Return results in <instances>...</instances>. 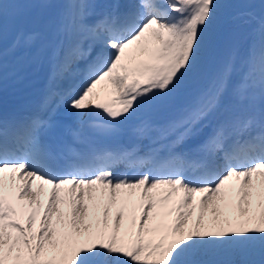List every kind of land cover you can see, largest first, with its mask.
I'll use <instances>...</instances> for the list:
<instances>
[{"label":"snow or ice","instance_id":"obj_1","mask_svg":"<svg viewBox=\"0 0 264 264\" xmlns=\"http://www.w3.org/2000/svg\"><path fill=\"white\" fill-rule=\"evenodd\" d=\"M74 6L73 42L61 50L58 71L79 74L82 81L68 93L67 107L77 117L101 116V132L118 135L140 110L169 106L213 46L231 5L139 0L124 11L113 5L96 20L95 0ZM6 15L0 0V25ZM35 39L36 34L21 35L13 50ZM5 58L0 27V82ZM236 71L235 56L229 57L169 122L168 130H181L180 143L210 126ZM241 73L233 96L246 100L258 89V114L217 122L199 146L206 159L176 154L169 170L154 164L134 176L115 172L108 162L115 154L85 159L73 153L71 170H64L63 152L44 139L55 127L50 118L31 117L21 138L18 122L0 112V264H255L203 259L254 251L264 264V23ZM71 132L83 135L79 123ZM233 135L241 139L229 146ZM188 168L200 175L190 177Z\"/></svg>","mask_w":264,"mask_h":264},{"label":"bare ground","instance_id":"obj_2","mask_svg":"<svg viewBox=\"0 0 264 264\" xmlns=\"http://www.w3.org/2000/svg\"><path fill=\"white\" fill-rule=\"evenodd\" d=\"M123 1L125 0H95L96 15L92 16L91 20L99 19L102 13L110 11L113 5ZM78 2L79 0H73V3L69 4L67 0H4L7 5V15L4 17L2 25H0L3 31V48L7 50L4 70L8 69L7 65H9L8 62L13 54L22 50L27 51L29 48V46H21L13 50V45L17 38L21 35L26 36L40 32L45 35L49 43L47 52L51 60V87L54 88L56 86L58 90H63L64 88L72 87L75 82L76 86H78L82 81V77L79 74H69L61 81L56 80V76H54L56 73V70L54 73V69L59 72L58 67L62 61L61 50H66L73 42L74 20L78 12L74 4ZM127 3L130 5L137 4L139 0H126ZM261 19L257 20L251 12H247L227 20V23L217 33L213 46L201 57L195 71L187 74L184 78L169 106L165 109L144 108L133 119L122 125L124 131L129 132L135 138L133 150H139L147 146L146 141L150 133L154 136L153 133L161 128L162 131L166 132L165 134H170L171 138H175L173 144L176 148L186 146L187 148L201 151L199 146L211 133L212 127L217 122L227 119H243L251 114L259 113L262 101L258 89L254 90L249 95V98L245 100L235 98L232 93V87L240 81L238 75L241 78V69H243L247 59L249 46H258L260 42L261 26L264 23L260 21ZM225 55L228 56L227 60L229 57L235 56L237 71L232 77V84L223 108L210 122L209 127H205L199 135L186 138L183 143H180L177 140V136H179L181 130H168L169 122L176 119L180 111L190 105L201 90L218 75V72L220 73L224 65L220 62ZM33 95L32 92L27 95L23 106L25 111L31 112V109H33ZM62 103L64 108L76 120L102 118L101 116L77 117L76 113L67 107L65 100ZM161 139L162 136L157 135L153 142L158 143ZM152 143H149L151 148L154 146ZM133 150L128 155L133 153ZM40 183V181H36V185ZM49 187L45 186V193H47Z\"/></svg>","mask_w":264,"mask_h":264},{"label":"rangeland","instance_id":"obj_3","mask_svg":"<svg viewBox=\"0 0 264 264\" xmlns=\"http://www.w3.org/2000/svg\"><path fill=\"white\" fill-rule=\"evenodd\" d=\"M230 7L226 10L225 14H224V18L223 21L220 25L219 31L222 29V27L227 23L226 21L229 19H232V17L236 16V15H243L246 12H251L256 18L257 20L261 19V21L264 22V7H262L261 5V0H230ZM248 6L250 7V9L248 11H240L239 9H241L244 6ZM218 31V32H219ZM227 55L224 56V59L220 62L222 65L227 61ZM220 67H222L220 65ZM219 74V72H218ZM65 74L59 72L57 78L59 79H64ZM238 78L240 79V75H238ZM47 190V188H46ZM135 199V198H134ZM212 213L209 212L206 217L205 220L207 221L209 216ZM233 215H235V213L233 212Z\"/></svg>","mask_w":264,"mask_h":264},{"label":"trees","instance_id":"obj_4","mask_svg":"<svg viewBox=\"0 0 264 264\" xmlns=\"http://www.w3.org/2000/svg\"><path fill=\"white\" fill-rule=\"evenodd\" d=\"M203 259L233 260L237 262L251 261V262H255V264H259V261L262 259V257L259 251H254V252H249L245 254H233L231 252H226L222 255L203 257Z\"/></svg>","mask_w":264,"mask_h":264}]
</instances>
